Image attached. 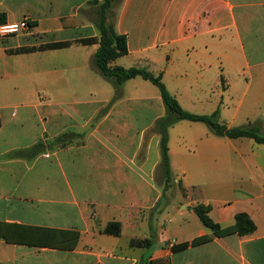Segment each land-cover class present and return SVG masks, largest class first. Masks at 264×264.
Masks as SVG:
<instances>
[{
	"label": "crops",
	"instance_id": "1",
	"mask_svg": "<svg viewBox=\"0 0 264 264\" xmlns=\"http://www.w3.org/2000/svg\"><path fill=\"white\" fill-rule=\"evenodd\" d=\"M103 1L0 0L6 22L31 21L0 39V264H264L263 144L177 121L164 192L154 126L166 109L154 84L130 79L110 104L115 88L94 66L99 44L9 53L99 37ZM113 10L128 52L111 66L162 74L190 113L219 109L229 128L264 130V0H119ZM68 129L86 134L34 157L9 156ZM198 205L222 229L246 213L256 230L215 237ZM110 222L120 236L104 234ZM207 235L208 243L171 249ZM144 239L153 245H130Z\"/></svg>",
	"mask_w": 264,
	"mask_h": 264
},
{
	"label": "trees",
	"instance_id": "2",
	"mask_svg": "<svg viewBox=\"0 0 264 264\" xmlns=\"http://www.w3.org/2000/svg\"><path fill=\"white\" fill-rule=\"evenodd\" d=\"M119 0H104L98 9V16L95 25L99 31V37L85 38L76 41L53 42L40 46L21 47L9 51L10 54H22L35 51H45L68 48L73 44L92 45L99 44V48L95 53L94 66L99 73L108 81H110L116 91V96L111 100L110 104L117 101L119 98L123 85L126 81L141 77L146 81L154 84L160 91L166 114L160 118L155 126L154 131L161 136L160 140V154L161 163L160 169L163 173L164 192L167 191L172 182V172L170 166L169 148H168V130L177 121L188 120L191 122H203L213 131L217 136L227 137L229 139L250 138L258 144L264 145V130L259 125H248L245 127L229 128L220 122V110H216L210 115H197L190 113L182 108L177 99L168 91L163 83L162 74L155 76L146 68H124L120 66H111V63L116 59L124 56L128 52L127 37L116 33L113 24L110 22V15L113 8L117 5ZM5 16L0 15V24L5 23ZM105 108L98 116L91 126L99 120L106 112ZM1 125V121H0ZM86 132H79L75 129H68L52 140L46 142H38L30 149L18 150L9 154L10 157H34L47 150L67 145L76 140H81ZM194 212L202 222V224L213 231L215 237H225L233 234L246 236L253 234L256 226L251 218L246 213H239L236 215L235 224L230 227L222 229L219 224L215 223L209 216L210 208L204 205H198L193 208ZM104 234L112 236L121 235V224L119 222H110L103 230ZM213 240L212 236H201L193 239L190 242L182 244H174L171 249L173 252L185 250L189 247L199 246ZM154 243L153 239L132 240L130 245L132 247L150 248ZM139 264H151L150 262H141Z\"/></svg>",
	"mask_w": 264,
	"mask_h": 264
},
{
	"label": "built area",
	"instance_id": "3",
	"mask_svg": "<svg viewBox=\"0 0 264 264\" xmlns=\"http://www.w3.org/2000/svg\"><path fill=\"white\" fill-rule=\"evenodd\" d=\"M30 28L31 21L29 17H25L19 22L2 23L0 24V39L18 35L24 31L30 30Z\"/></svg>",
	"mask_w": 264,
	"mask_h": 264
},
{
	"label": "rangeland",
	"instance_id": "4",
	"mask_svg": "<svg viewBox=\"0 0 264 264\" xmlns=\"http://www.w3.org/2000/svg\"><path fill=\"white\" fill-rule=\"evenodd\" d=\"M114 14V10H112V15ZM150 84L149 85H152L151 82H149ZM41 100L43 99L42 97L40 98ZM162 180H163V173H162V170L159 169V172H158V181L160 183H162Z\"/></svg>",
	"mask_w": 264,
	"mask_h": 264
}]
</instances>
